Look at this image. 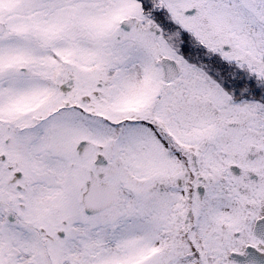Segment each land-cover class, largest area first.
Returning a JSON list of instances; mask_svg holds the SVG:
<instances>
[{
	"label": "snow or ice",
	"instance_id": "obj_1",
	"mask_svg": "<svg viewBox=\"0 0 264 264\" xmlns=\"http://www.w3.org/2000/svg\"><path fill=\"white\" fill-rule=\"evenodd\" d=\"M0 264H264V0H0Z\"/></svg>",
	"mask_w": 264,
	"mask_h": 264
}]
</instances>
